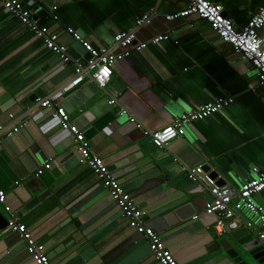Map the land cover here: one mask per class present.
I'll return each mask as SVG.
<instances>
[{
    "label": "crops",
    "instance_id": "crops-1",
    "mask_svg": "<svg viewBox=\"0 0 264 264\" xmlns=\"http://www.w3.org/2000/svg\"><path fill=\"white\" fill-rule=\"evenodd\" d=\"M16 1L32 14L45 12L37 20L40 27L80 54L84 52L66 29L94 48L115 52L112 38L120 32L134 33L133 46L158 35L169 37L132 52L113 67L105 88L111 97L105 102L114 101L122 116L112 113L114 105L103 104V112L86 118L88 108L62 104L91 153L131 195L145 225L160 236L178 264H234L220 245L224 239L231 241L230 236L218 235L216 216L205 214L208 198L183 188L193 185L187 170L205 166L210 159L231 175L226 186L239 188L264 173V88L257 84L254 68L204 22L194 17L167 22L164 16L184 9V0ZM207 1L222 6L237 30L245 28L264 2ZM144 14L149 19L137 28L135 21ZM260 37L264 48V30ZM82 64V58L62 64L41 37L0 3V191L5 193L0 212L8 222L24 225L52 264H158L148 260V241L129 227L82 160L68 171H58V155L74 149V143L52 118L53 108L39 105L25 113L21 106L36 89L48 90L47 100L56 89L52 82H69L75 65ZM218 98H232L233 103L186 126L180 138L163 148L144 135ZM16 128L6 138V132ZM46 165L49 169L35 177ZM49 173L60 178L51 189L43 178ZM258 195L255 203L264 214V191ZM237 204L233 200L229 206L236 214L231 223L237 228L232 231L242 228L237 219L243 214L264 233L259 217L237 209ZM0 264H34L21 238L7 227L0 231Z\"/></svg>",
    "mask_w": 264,
    "mask_h": 264
},
{
    "label": "built area",
    "instance_id": "built-area-1",
    "mask_svg": "<svg viewBox=\"0 0 264 264\" xmlns=\"http://www.w3.org/2000/svg\"><path fill=\"white\" fill-rule=\"evenodd\" d=\"M185 7L179 12L164 16L167 22L184 20L194 17L209 26L220 42L226 44L231 50L242 56L255 70L257 84L264 88V48L263 39L260 32L264 30V2L257 11L250 17L246 26L242 30H237L232 26V22L224 14L223 7L209 3L207 0H184ZM4 11L18 19L21 25L27 27L35 36L43 39L46 49L55 54L64 65L74 63L69 55L67 47L60 43L59 37L54 33H46L32 19V12L25 9L16 0H0ZM55 8H52L54 10ZM56 19V18H54ZM149 19V14H144L135 21L137 28L142 27ZM66 33L72 35L73 41L82 45L84 51L89 54V60L85 67L75 65L74 76L69 81L68 86L61 92L51 95L47 100L41 102L42 108H53L52 118L60 122L61 131L68 133L73 139L74 148L81 157V160L88 166L102 187L109 193L118 212L124 217L129 227L137 234L143 236L150 245V255L148 260L158 264H178L170 251L165 247L164 242L152 229L147 227L143 220V214L136 206L131 195L124 192L119 182L110 174L106 164L94 156L88 142L83 134L72 123L69 114L62 106V95L75 90L78 86L88 82L100 89H105L112 79V70L115 64L128 58L132 52H141L148 45H156L169 40L167 35H158L148 42L133 46L135 35L133 32H120L112 38L110 48H94L81 35L71 29H66ZM233 103L232 98H218L213 102L200 106L196 110L186 112L175 118L170 124L153 132H144L149 135L152 144L157 148H163L175 139L182 136L184 128L192 123L204 121L211 116L222 112ZM115 105L114 101H110ZM123 114V113H122ZM18 128L12 132H6V138H10ZM49 165L36 170L35 177L41 176ZM187 179L192 184H199L207 187L213 200L205 205V214L216 216L214 226L215 232L221 235L224 232L225 220L230 219L234 213L229 206L233 200L238 202L236 208H245L251 214L259 217L261 227H264V214L262 208L255 203V197L264 191V173L256 179H252L239 188L230 186H219L208 174L203 172L202 166H195L187 170ZM5 203V193L0 191V205ZM193 220H197L194 216ZM229 228H237L236 223H230ZM8 232L17 234L24 243L25 249L30 255L34 264H52L47 259L41 247L37 246L27 228L15 221L9 222ZM259 240L264 244V233H258Z\"/></svg>",
    "mask_w": 264,
    "mask_h": 264
},
{
    "label": "water",
    "instance_id": "water-1",
    "mask_svg": "<svg viewBox=\"0 0 264 264\" xmlns=\"http://www.w3.org/2000/svg\"><path fill=\"white\" fill-rule=\"evenodd\" d=\"M38 12H35L34 10V16H32L33 20L37 21L38 19L43 18V14H46L45 12ZM37 23L40 24V21ZM70 37L72 38V35H70ZM77 45L78 48L81 49V52H84L83 54L77 53L75 47L71 46H68L67 48L68 53L72 57L73 61L82 58L83 64L81 66L85 67L87 61L89 60V54L84 51L82 45ZM78 54L80 56H78ZM68 84L69 82L64 84L59 83L56 85L55 82H52V85L54 88L56 87V89L53 90L50 95L61 92L68 86ZM44 85L45 84H42V87ZM30 92V95L26 96L24 101L21 103L22 108L25 109V113L30 112V110L32 111L33 108L38 107L41 102L44 101V95L48 92V90L36 89ZM105 97L110 98L111 95L105 89H100L94 84L86 82L75 90L63 94L61 103L66 102L67 105L73 106L75 109H81V111L83 108H88L83 113V115L84 117L89 118L91 116L94 117L98 115L99 112H103V104H105L104 106L107 108L113 107L108 102H105ZM62 106L64 107L63 104ZM120 111V108L114 105L112 113L114 115L118 114V116H122L123 114ZM80 160L81 157L76 152L75 148L61 153L57 157L58 171L60 173L63 171H68L70 167H73V164H76V162H79ZM202 169L205 174H208L211 179L216 181L217 185L226 186L228 183L230 184L231 175L225 172V170H222L219 164L213 161V159L208 160L205 166H202ZM43 178L50 189L59 184L57 181L60 178L54 179L55 177L51 173H49V177ZM183 190L186 192H192V194H204L209 201L213 200L209 189L203 185L193 184L187 186L186 189L183 188ZM258 196L255 197V202L257 201ZM235 215L236 214H234L230 219L225 220L224 232L230 236L231 241L226 239L220 241L221 247L223 248L227 257L232 260L234 264H264V244L258 238V227L249 218L242 214L240 219H237L241 223L242 228L233 232L232 229L229 228V224L235 218ZM8 224V220L0 212V231H4Z\"/></svg>",
    "mask_w": 264,
    "mask_h": 264
}]
</instances>
